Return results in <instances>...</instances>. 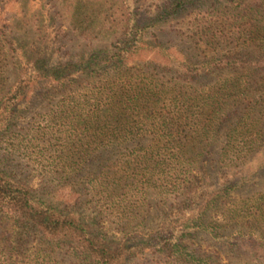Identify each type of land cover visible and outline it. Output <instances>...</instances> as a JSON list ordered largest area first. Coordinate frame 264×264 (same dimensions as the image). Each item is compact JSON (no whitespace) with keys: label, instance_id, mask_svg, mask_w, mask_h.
Segmentation results:
<instances>
[{"label":"trees","instance_id":"obj_1","mask_svg":"<svg viewBox=\"0 0 264 264\" xmlns=\"http://www.w3.org/2000/svg\"><path fill=\"white\" fill-rule=\"evenodd\" d=\"M137 2L60 0L68 28L105 45L65 60L17 45L10 71L2 32L17 17L0 24V217L36 235L28 264L63 249L85 264H222L190 248L199 238L225 264H264V0H174L149 17ZM196 5L209 12L188 20L192 46L146 40ZM39 105L40 130L16 133Z\"/></svg>","mask_w":264,"mask_h":264},{"label":"rangeland","instance_id":"obj_2","mask_svg":"<svg viewBox=\"0 0 264 264\" xmlns=\"http://www.w3.org/2000/svg\"><path fill=\"white\" fill-rule=\"evenodd\" d=\"M60 0H24V7H19L15 0H0V24L3 23L5 19L13 17L16 15L17 18L14 20V24L9 31L2 32V38L5 39L3 45L6 47L7 51V70L10 71V66L12 62V56L14 55V50L17 49V45L24 47V50L28 53H41V57H46L49 59H62L65 60L68 57L76 55L78 52L83 50L85 45H101L103 42H89L83 41L77 35L72 32L64 18L61 15V10L59 6ZM174 0H138L136 6L144 17H149L152 13H155L163 6L168 5ZM21 10L26 12V17L20 14ZM207 13L209 9L207 6L201 7L196 5L194 8H190L187 11L181 13L179 16L174 17L173 21L164 24L154 31H151L146 38L149 42L158 41L165 45L173 44L180 47L192 46L189 43L187 37L190 33L188 32V20L193 17L195 13ZM20 15V16H19ZM224 24L217 27L216 30L224 29V27L229 23L230 20H223ZM17 22V24H16ZM223 38L218 39L221 40ZM222 50L228 53L233 49L231 45L220 44ZM138 59H154L160 61L158 56L153 58V56L148 51H140L136 54ZM11 72H8L10 75ZM222 76L220 74H214L204 77L200 81L201 87L210 86L217 82ZM47 108L43 105L29 108L28 113L24 119L19 123L15 132L23 133L26 126L30 129L39 131L43 126L41 116L44 115ZM39 116V117H38ZM4 141V140H2ZM23 171H29L28 169L21 168L16 171L15 174L18 176L25 175ZM116 172V176L121 175V171H111ZM127 172V171H126ZM236 172V171H232ZM33 175L37 171H31ZM27 182L30 183L34 189L38 188L40 185V180L37 177H29ZM198 185V183H196ZM257 187L262 189V185H257ZM152 199L151 205H156L160 207L161 213L154 212V216H160L164 218L165 215L169 221L175 218L177 214V207L172 200H167L164 202L165 206H162L160 199ZM14 226V225H13ZM12 223L7 219L0 217V261L2 258L10 264H28L30 255L36 248L37 237L34 233H29L28 235L21 234L17 228L13 227ZM107 235L117 236L116 230L113 226L108 223H104ZM264 229V227H262ZM190 248L198 252V254H208L215 256L222 261V264L230 262L229 259L223 257L222 252L219 251L217 246L211 245L210 241L205 238H199V241L191 243ZM34 257V256H32ZM50 260L47 264H85L79 259H75L74 256L65 252V250H55L54 253L49 255ZM152 261V259H150ZM243 263L242 259H239ZM153 263V261H152Z\"/></svg>","mask_w":264,"mask_h":264}]
</instances>
